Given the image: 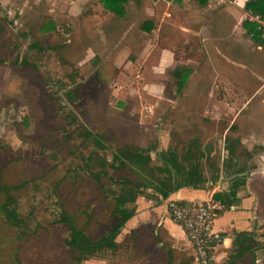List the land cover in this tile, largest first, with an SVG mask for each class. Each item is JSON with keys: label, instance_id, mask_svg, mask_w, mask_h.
<instances>
[{"label": "rangeland", "instance_id": "obj_1", "mask_svg": "<svg viewBox=\"0 0 264 264\" xmlns=\"http://www.w3.org/2000/svg\"><path fill=\"white\" fill-rule=\"evenodd\" d=\"M245 1L129 0L126 18L103 0L0 7V264H76L62 218L94 240L114 226L122 183L139 181L111 166L124 144L158 151L165 133L183 153L193 137L212 145L226 130L253 143L264 131V44L247 34ZM175 68L187 76L181 93ZM257 152L237 147L240 167ZM217 154L197 162L207 176Z\"/></svg>", "mask_w": 264, "mask_h": 264}, {"label": "crops", "instance_id": "obj_2", "mask_svg": "<svg viewBox=\"0 0 264 264\" xmlns=\"http://www.w3.org/2000/svg\"><path fill=\"white\" fill-rule=\"evenodd\" d=\"M13 1L0 0V7L11 4ZM23 1L46 5L48 10H52V6L67 7L68 5L70 9L75 10L80 8L81 4V0ZM127 16L128 13L126 12L118 18H126ZM167 53H169L167 49L161 50L158 59L163 60ZM259 105H261L260 101ZM233 128L229 126L227 129L229 131ZM171 139L172 137L165 133L158 135L160 148L157 152L171 149L177 152L179 157L189 154L188 161H181L183 166L196 164L204 181L197 186L186 185L176 190L170 189L171 191L165 199L159 192H155L157 194L151 198L139 196L136 199L133 215L124 223L115 238V245L113 247L106 246L100 252L87 256L80 264H196L193 247L184 229L171 220L167 201L170 199L205 201L216 195L228 194L232 183L238 177H245V183L238 187L234 196H229L232 202L225 204V208L215 219V228L224 235V241L215 247L217 263L258 264L264 259V251L261 245V242L264 241V131L252 132L250 139L253 143L251 144L246 143L248 140L246 135L228 134L227 130L222 134V137L214 136L211 138L212 141L216 142L212 145L210 142L203 141L204 136L203 138L196 136L191 139L193 140L192 144L187 143L183 153H179L175 147L170 146ZM220 144L223 145V149H220ZM243 145L247 149H258V152L254 154L258 158L250 169L246 167L245 171L235 173L233 170L241 166L239 163L241 161L236 157L237 147ZM218 150H222L224 156L222 162L217 165L214 176L212 173L207 176L206 171H203V167H200L197 162H200L199 160L205 155L214 157ZM158 161L159 166L161 160L158 158ZM241 234L252 237L257 244L251 251L237 255L239 246L235 245L234 241L239 239ZM119 238H122L124 242L120 243Z\"/></svg>", "mask_w": 264, "mask_h": 264}, {"label": "trees", "instance_id": "obj_3", "mask_svg": "<svg viewBox=\"0 0 264 264\" xmlns=\"http://www.w3.org/2000/svg\"><path fill=\"white\" fill-rule=\"evenodd\" d=\"M107 6L116 14L122 16L126 12V3L129 0H103ZM209 0H197L201 6L207 5ZM244 10L251 14H257L264 17V0H246L244 3ZM247 23V34L255 42L264 44V35L262 30L257 27V24L244 20ZM143 31H151L153 23L145 21L141 26ZM174 79V86L177 93H181L183 90L187 76L179 69L175 68L170 72ZM88 137L94 136L92 132L87 131ZM95 143L100 146L101 142L98 137H95ZM161 160V165H155L152 163V155ZM189 154H184L179 157L177 152L168 149L166 151L157 152L155 147L141 148L131 144H124L118 147L112 153L111 166L126 167L133 174L137 176L139 181H131L126 179L125 185L122 183L120 192L115 196V203L113 208V214L116 216V222L113 227L99 239L94 240L85 235L82 229L76 227L72 220L66 215L62 220L68 224L69 236L65 240L66 246L72 251L73 259L76 264L86 258L87 256L96 254L103 250L104 247L115 245V238L119 233L124 223L133 215L136 207V199L144 189H152L154 192H159L165 199L171 190H176L180 187L190 185L197 186L204 181L202 173L196 164H190L189 166H183L181 161H188ZM245 167H239L233 170L235 173L245 171ZM164 181V183H161ZM161 183V184H160ZM245 183V177H238L232 183L228 194L216 195L215 198L221 199L225 204H229L232 200L229 196H234L236 190L240 185ZM171 189V190H170ZM130 205V206H129ZM6 215L9 219H16L17 216L14 211H7ZM235 245L239 246L237 255L244 254L246 251H251L257 242L246 234H241L239 239L234 241Z\"/></svg>", "mask_w": 264, "mask_h": 264}, {"label": "built area", "instance_id": "obj_4", "mask_svg": "<svg viewBox=\"0 0 264 264\" xmlns=\"http://www.w3.org/2000/svg\"><path fill=\"white\" fill-rule=\"evenodd\" d=\"M244 20L256 23L264 35V17L245 11ZM224 208L221 199L215 197L205 201H167L170 218L184 229L196 264H218L215 247L224 241V235L215 228V219Z\"/></svg>", "mask_w": 264, "mask_h": 264}]
</instances>
